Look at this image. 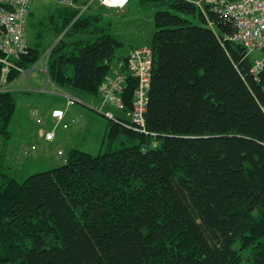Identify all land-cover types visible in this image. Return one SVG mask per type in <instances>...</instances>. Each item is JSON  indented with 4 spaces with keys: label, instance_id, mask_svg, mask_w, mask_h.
Listing matches in <instances>:
<instances>
[{
    "label": "trees",
    "instance_id": "1",
    "mask_svg": "<svg viewBox=\"0 0 264 264\" xmlns=\"http://www.w3.org/2000/svg\"><path fill=\"white\" fill-rule=\"evenodd\" d=\"M151 1L144 125L116 115L108 136L123 138L119 148L73 147L63 164L23 180L0 170V264H264V69L251 73L252 57L229 39L233 24L207 5ZM102 12L53 21L57 33L72 21L48 55L56 86L97 96L115 64L127 70L134 47ZM41 54L28 45L13 61L28 69ZM18 75L0 64V86ZM136 85L127 74L126 112ZM19 93L29 94L0 92V136Z\"/></svg>",
    "mask_w": 264,
    "mask_h": 264
},
{
    "label": "rangeland",
    "instance_id": "2",
    "mask_svg": "<svg viewBox=\"0 0 264 264\" xmlns=\"http://www.w3.org/2000/svg\"><path fill=\"white\" fill-rule=\"evenodd\" d=\"M129 2L128 9L121 11L102 5L100 0H71L66 5L49 0H32L27 40L29 45L38 44L42 48V54L32 66L24 69V72L19 71V75L12 80L14 87L25 88L29 84L33 88L44 87L51 91L54 87L62 89L55 84L53 86V83L47 80L48 74H45L42 68L47 72V60L52 46L62 38L64 33L68 32L72 21L59 33H57L59 26H54L57 24L53 22L57 19L56 22H60L66 11L75 10L78 13L77 16L83 15L87 18L90 16L89 13L103 11V22L108 23L110 30L122 42L132 46L142 45L133 49L150 48L149 44L154 31L153 14L158 7L152 5L151 0H147L146 3L141 0H129ZM186 17L195 24H203L197 16L190 14ZM76 37L78 35H73L68 39ZM251 57L259 58L260 53L254 51ZM35 74L39 78H34ZM76 96L86 101L90 107L79 103L74 105L76 114L81 117L80 122L68 121L66 128H63L62 124L59 125L56 128V137L48 145L38 136L36 138V128L39 131L41 126L52 127V122L48 121V107H64L63 100L55 99L56 96L49 93L35 91L29 92L28 95L19 93L18 107L10 125V134L0 136V170L18 180H23L30 174L63 164L68 151L73 147L93 155L121 147L123 138L112 140L108 136L109 118L105 116V113L111 112L114 117L125 114L130 118L129 113L112 104L104 103L100 88L97 96ZM37 117L43 120L42 125L37 122Z\"/></svg>",
    "mask_w": 264,
    "mask_h": 264
},
{
    "label": "built area",
    "instance_id": "3",
    "mask_svg": "<svg viewBox=\"0 0 264 264\" xmlns=\"http://www.w3.org/2000/svg\"><path fill=\"white\" fill-rule=\"evenodd\" d=\"M66 5L71 0H49ZM101 4L123 10L129 0H100ZM204 11L207 5L211 11L217 13L220 17L230 21L233 24L234 32L229 39L236 41L244 46L246 53L251 56L252 52L258 51L259 58L252 57L251 73L257 75L264 69V0H191ZM32 0H0V64L2 72L7 74L11 69L24 72V69L18 67L13 59L27 52V27L31 13ZM36 65V64H35ZM152 69V55L149 47L133 49L130 53L127 70L124 72L121 63L114 65V72L107 75L100 85V94L104 103H109L125 111V106L121 98L124 89V79L127 74L137 78V85L132 95V110L128 113L130 119L136 125H144V113L147 107L149 81ZM42 71L47 74L46 69ZM48 81L49 78H47ZM11 82V81H10ZM13 85H12V84ZM6 80L0 86L1 91H26L49 93L62 99L66 107L76 105H90L82 98L66 91L54 87V90L44 87L33 88L29 84L26 87H14V82ZM53 86H55L53 84ZM65 109L61 107L54 108L51 111L52 127H40L38 134L46 141H52L55 138L56 128L62 124L63 128L68 126L64 121ZM105 116L109 119H115L111 112H106ZM37 122L43 124V120L37 117Z\"/></svg>",
    "mask_w": 264,
    "mask_h": 264
},
{
    "label": "crops",
    "instance_id": "4",
    "mask_svg": "<svg viewBox=\"0 0 264 264\" xmlns=\"http://www.w3.org/2000/svg\"><path fill=\"white\" fill-rule=\"evenodd\" d=\"M129 4H130V2L127 4V6L125 7V9H123V10H121V11H126L127 9H128V6H129ZM138 46H142V45H137V44H135L133 47H138ZM34 78H39V76L38 75H36L35 74V76H34ZM55 99H56V97H55ZM58 100V99H57ZM64 102V101H63ZM58 106H54V107H48V111H47V116H48V121L51 123L52 122V119H51V116H50V114H51V111L54 109V108H57ZM61 108H64L65 109V115H64V121H66V122H68V121H73V122H75V121H78V122H80V119H81V117H79V115H77L76 114V107H74V105L73 106H69V107H66V105H65V102H64V107H61ZM44 109V108H43ZM40 110H42V108L40 109ZM69 112H71V113H69ZM36 132H37V134H38V128H36ZM36 134V138H37V136H38V138L40 139V140H42L43 142H45V143H47L48 145L49 144H51L52 142H53V140L52 141H46V140H44L43 138H41L40 136H39V134L37 135ZM55 137H56V134H55Z\"/></svg>",
    "mask_w": 264,
    "mask_h": 264
}]
</instances>
